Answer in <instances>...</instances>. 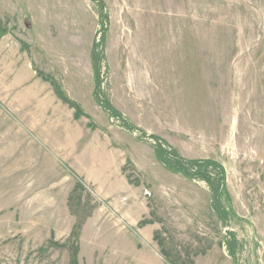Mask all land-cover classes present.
<instances>
[{
  "label": "rangeland",
  "instance_id": "1",
  "mask_svg": "<svg viewBox=\"0 0 264 264\" xmlns=\"http://www.w3.org/2000/svg\"><path fill=\"white\" fill-rule=\"evenodd\" d=\"M0 264H264V0H0Z\"/></svg>",
  "mask_w": 264,
  "mask_h": 264
},
{
  "label": "trees",
  "instance_id": "2",
  "mask_svg": "<svg viewBox=\"0 0 264 264\" xmlns=\"http://www.w3.org/2000/svg\"><path fill=\"white\" fill-rule=\"evenodd\" d=\"M104 108H105V107H104ZM105 109H106V108H105ZM108 112H109V111H108ZM162 150H165V148L162 149V148L160 147V145L156 146V148H155L156 154L159 155V159H160L161 162H163L164 164H166L169 168H172V169H174V170H176V171L184 172L186 176H189V175H187V174H188L187 169H188L189 164H190L191 162L187 161V162H184V163H183V162L181 161L180 158H176L175 160H176L177 164H176V165H173L172 162H171L168 158H166L165 156H162ZM164 157H165L166 159H165ZM167 159H168V160H167ZM215 191H216V190H215Z\"/></svg>",
  "mask_w": 264,
  "mask_h": 264
}]
</instances>
